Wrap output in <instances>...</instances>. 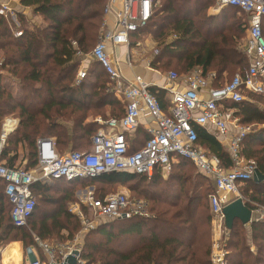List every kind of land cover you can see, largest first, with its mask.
I'll list each match as a JSON object with an SVG mask.
<instances>
[{"label": "trees", "instance_id": "16d2710c", "mask_svg": "<svg viewBox=\"0 0 264 264\" xmlns=\"http://www.w3.org/2000/svg\"><path fill=\"white\" fill-rule=\"evenodd\" d=\"M19 1L41 15L43 21L31 24L23 12H17V27L10 15L0 13V129L7 118L20 120L6 139L1 160L9 167L31 170L38 164L40 138L54 139L61 154L87 152L100 128L90 118H122L126 110L111 90L110 76L100 62L95 60L87 76L76 83L81 66L78 55L92 52L100 38L108 0ZM214 2L217 0H155L151 19L132 32L130 39L152 36L156 40L154 68H174L181 75L201 68L203 75H214L211 86L221 88L249 66L243 48L249 17L235 6L222 7L218 14L209 15L208 8ZM262 29L264 35V18ZM172 35L174 39L169 40ZM3 71L18 79L19 93L4 80ZM150 91L168 114L172 100L167 92L156 87H150ZM249 96L251 100L241 102L226 100L224 110L233 109L244 125H261L247 134L242 153L264 174V94ZM142 124L133 131H125L131 153L141 149L150 137ZM194 128L197 145L217 155L223 167L232 169V155L217 136L215 126L194 123ZM20 146L25 151V162H18ZM138 179L140 187L146 184L140 193L149 201L151 214L104 221L89 230L80 252V264H213L210 198L216 191L215 182L183 157L167 178L160 172L151 179L142 174L111 172L85 179L37 181L32 186L37 205L29 218L30 227L15 225L6 182L0 178V247L22 241L25 249H34L45 262L44 250L35 236L42 241L52 238L69 243L82 228L79 218L67 207L74 193L93 186L95 194L99 193L97 198H103L109 194L108 186H132ZM240 189L248 199L247 206L255 208L251 201L264 206V182L245 180L239 184ZM42 201L54 208L41 210ZM245 227L236 220L230 231L228 263L264 264V223L254 221L249 231ZM63 231L68 234L64 236ZM15 244L5 249V254Z\"/></svg>", "mask_w": 264, "mask_h": 264}, {"label": "built area", "instance_id": "2783aa9c", "mask_svg": "<svg viewBox=\"0 0 264 264\" xmlns=\"http://www.w3.org/2000/svg\"><path fill=\"white\" fill-rule=\"evenodd\" d=\"M217 4L220 8L238 7L248 15L245 51L249 66L221 88L211 86L214 75H203L201 68H196L186 75L169 71L167 82L173 85L181 81L182 86L168 87L172 104L167 114L157 96L150 91L154 84L146 82L141 76H137L133 81L126 80L116 66L115 59L108 52L110 43L126 44L128 48L132 45L131 33L138 31L151 19L156 7L155 0L107 1L105 15L114 14L115 27L106 29L104 22L100 38L89 55L103 65L113 82V90L126 100L125 115L122 118H97L101 126L92 137V148L87 152L68 151L61 154L57 151L54 139L40 138L38 164L31 170L9 167L1 160L6 139L10 132L15 130V126L13 125L9 132L4 128L0 136V178L6 182L5 192L13 205L12 219L15 225L28 226L29 218L37 205V198L32 189L37 181L85 179L111 172L142 174L151 179L156 172L163 176L170 174L174 165L183 157L213 177L216 191L210 198L211 212L221 218L227 228L223 209L240 196L239 184L253 179L257 167L253 160L247 159L242 153L243 141L252 126L234 123V110H224L225 101L229 99L241 102L247 99L249 93L264 94V0H217ZM8 10V5H2L0 13L6 14ZM87 73V69H80L76 83L79 84ZM207 93L209 97L205 96ZM142 118L147 119L150 137L141 149L131 153L125 131L135 130ZM194 123L215 126L217 136L232 155V169L223 167L217 155L197 145L198 137ZM90 189L86 190L81 200L85 207L96 212L100 220H122L150 215L147 213L148 204L144 199L130 200L124 192H113L103 198H97L95 190L92 187ZM252 211L254 217L264 223V206L256 204L255 210ZM76 215L82 223L83 231L97 227L98 221L90 220L84 209L78 210ZM35 239L45 251L48 261H42L34 249L29 248L30 264L62 263L73 250L81 251L76 244H69L55 251L38 236H35ZM226 245L225 242L223 246L214 242L211 254L213 264H229L230 250L226 249ZM2 258L3 248L0 247V264H3Z\"/></svg>", "mask_w": 264, "mask_h": 264}, {"label": "crops", "instance_id": "0c3cea01", "mask_svg": "<svg viewBox=\"0 0 264 264\" xmlns=\"http://www.w3.org/2000/svg\"><path fill=\"white\" fill-rule=\"evenodd\" d=\"M2 5H8L9 10L7 11L6 14L10 15L9 13H12L15 17H16L17 12H23L24 14H28V12L31 13V11H30L31 8L23 6L19 0H0V6L2 7ZM220 10H221V8H220ZM218 13H219V11L217 9H212L211 11H208L209 15H216ZM104 22H106V29H113L115 27V16H114V14L108 13L107 15H105L104 16ZM131 43H132V45L129 46V48L127 47L126 44L114 45V44L110 43L108 45V52L111 53L112 57L115 59L116 66L121 70L122 75L126 80L133 81L137 76H141L142 79L145 80L146 82L154 84V86H152V87H156L158 89L165 90L167 92L168 97H170V92L168 91L169 86H173V87L182 86L181 81L178 84L173 83V85L168 83L167 82V73L169 71H162V70L156 69L152 66V57H153V55L158 53V50L156 48L158 43L156 42V40L152 36H149L144 40L132 41ZM89 54L78 55V58L81 62V66H80L79 70L80 69H87V72H89L91 61H95ZM14 86H15V84H13V87ZM166 86H167V88H166ZM111 90L117 95V93L113 90V86H112ZM208 95L209 94L207 93V95H205V96L209 97ZM117 96L120 97L119 95H117ZM120 99L123 101L124 107L126 110V105H127L126 100L124 98H121V97H120ZM99 117L103 118L101 115H98L95 118H90V120H93L94 122L98 123L97 118H99ZM12 120H15V121H12ZM19 123H20V120L18 118H14V117L7 118L5 123L3 124L2 131L0 132V136H1L4 128H6V124H8V128H9L8 132H9L13 128V125L15 126V129H16L18 127ZM141 123H143L142 126L146 130V132L148 133L147 129H148L149 125H148L147 119L142 118L140 121V124ZM98 124H100V123H98ZM100 126H101V124H100ZM10 134H11V132H10ZM37 146H38V142H37ZM23 153H24L23 147L20 146L19 161L18 162H25V160H23V158H24ZM169 175L170 174H168L167 176H163V177L166 178ZM247 225H249V227H250L251 224H247ZM247 225H245V226H247ZM84 240H85V237H84ZM84 240H82V238H80V236H76L72 242L68 243V245L69 244L70 245L76 244L78 247H80L82 249L83 245H84ZM15 243L18 244L19 248H21V249H20L18 256H16L15 259H13L10 262V264H26V256L29 255V257L31 259V254L28 253V249H25L22 241H12L6 247H4V248L2 247L3 248V255L5 254V249H7L11 244H15ZM11 251H12L11 249H9L7 251V253L5 254L6 255L5 260H4V257L2 258L3 264H5L6 260H8L12 257ZM35 253H36V251H35ZM44 254L47 258L46 261H48V257L46 255L45 251H44Z\"/></svg>", "mask_w": 264, "mask_h": 264}, {"label": "rangeland", "instance_id": "374dc122", "mask_svg": "<svg viewBox=\"0 0 264 264\" xmlns=\"http://www.w3.org/2000/svg\"><path fill=\"white\" fill-rule=\"evenodd\" d=\"M212 9H217L219 12L221 11L220 10V7L217 4V2H214L212 4V6H210L208 8V11H211ZM30 11H31V13L28 12V14H25V15L29 18L31 24L36 25V24H39V23H41L43 21V17L41 15L34 13L32 9ZM9 14H10L11 18L14 20V22H16L17 27H19V23H18L17 17H15L12 13H9ZM237 16L239 17L240 14H238ZM103 25H104V22H103ZM246 37H247V32H245L244 47L243 48H245V40H246ZM173 39H174V35H172L171 37H169V40H173ZM98 40H97V42H98ZM97 42H95V44ZM95 44L92 46V48L95 46ZM89 52H91V51H89ZM89 52H88V54H89ZM2 54H3V52L0 50V64H1V61H2L1 60L2 59ZM93 62L94 61H91L90 68H92L94 66V63ZM169 71H176V72H178L179 75H181V72L180 71H177L174 68H171ZM3 72H4L3 73L4 80L7 83L11 84V85L15 84V86H14V92H18L19 93L20 85H19L18 79L17 78H14L13 76H11V74H9L8 72H5V71H3ZM228 80H226V81H228ZM112 83L113 82L111 80V82H110V87L111 88H112V85H113ZM247 99H250L251 100L252 97L249 96V95H247ZM239 118L240 117L236 116L235 113H234V121L233 122L234 123L238 122V123L242 124ZM260 126L261 125H258V124L252 125V129H258V128H260ZM1 131H2V128L0 129V132ZM23 154H25V151H24ZM32 169H34V167ZM132 183L135 184V185H132L131 186L129 184H126V185L121 184V185H116V186L115 185L108 186L107 189H106V191L108 193H110V192H124L125 194H127V196H129L130 200H134V199H144V200H146V202L148 204V206H147V213L148 214H151V212L149 210V201L147 200V198H144V196H142V194L140 193V190L144 189L145 186H146V184L145 183H142L143 185H141V187H140L139 186V184H140L139 183V179H138V181L137 180H134ZM65 186H67V185H65ZM137 186H139V188ZM90 187H92L93 190H95V188L93 186H90ZM90 187H86V188L82 189V191L80 190V191H77L76 193L73 194V196H74L73 197V201L68 202V204H67L68 210L70 212H72L73 214L76 215V212L78 210H80V209L83 210L84 209L82 207V205L85 206V204L82 203L81 198H83V196L85 195L86 190H91ZM135 189L137 190L138 193L135 192ZM239 194H240L239 197L243 198L244 201H248V199L244 198V196L242 194V189L239 190ZM98 195H99V193L95 194L96 197ZM256 204L262 205L260 203L251 201V205L252 206H256ZM39 207L41 208V210H45L46 208L48 210H50V208H54V207H49L43 201L40 202ZM251 209L252 210H255V208H251ZM85 212H86L87 217L90 220H94V221L97 220L98 221V225L101 224L104 221H110V220H106V219H102V220L98 219V215L96 214V212L93 211L92 209L88 208V207H87V210ZM254 213H256L257 215L259 214L258 211H254ZM80 225L82 226V223L81 222H80ZM27 227H30V224H28ZM245 229L247 231H249L250 230L249 225H247L245 227ZM210 230H211V244H212V247H213L214 242H219L221 244V246H223V244L225 242L227 244L226 245V249L229 250L230 249V247H229V240H230V236H231V234H230V231L231 230L228 229V228H225V226L223 225V220L221 218H218V217L212 215V221H211V224H210ZM89 232L90 231H83L82 228H81L80 231L76 234V236H80V238H82V240H84V237ZM63 234H64V236H66L68 233L66 231H63ZM45 242H47L49 244L50 248H52L55 251H57L61 247H65V246L68 245V243H66V241H59V240H55V239H52V238L46 239ZM20 249L21 248H19V245L18 244H15L14 246H12L11 247L12 257L10 259L6 260L5 261V264H10V262L13 259H15L16 256H18V254L20 252ZM30 262H31V259H30L29 255H27L26 256V264H30Z\"/></svg>", "mask_w": 264, "mask_h": 264}, {"label": "water", "instance_id": "95a60500", "mask_svg": "<svg viewBox=\"0 0 264 264\" xmlns=\"http://www.w3.org/2000/svg\"><path fill=\"white\" fill-rule=\"evenodd\" d=\"M254 181L257 183L264 182V174L258 169L255 170ZM225 217V224L228 229H232L236 220L241 221L242 224H252L257 219L254 217L252 209L247 206L243 198L238 197L226 205L223 209ZM80 251L75 249L69 255L66 256L62 263L52 264H80Z\"/></svg>", "mask_w": 264, "mask_h": 264}, {"label": "bare ground", "instance_id": "6f19581e", "mask_svg": "<svg viewBox=\"0 0 264 264\" xmlns=\"http://www.w3.org/2000/svg\"><path fill=\"white\" fill-rule=\"evenodd\" d=\"M8 124H9V123H8ZM8 124H6V131H8V129H9V128H8ZM10 127H11V126H10Z\"/></svg>", "mask_w": 264, "mask_h": 264}]
</instances>
